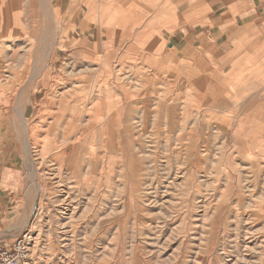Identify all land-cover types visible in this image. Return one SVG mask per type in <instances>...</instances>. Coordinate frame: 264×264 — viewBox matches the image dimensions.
<instances>
[{
    "label": "rangeland",
    "instance_id": "obj_1",
    "mask_svg": "<svg viewBox=\"0 0 264 264\" xmlns=\"http://www.w3.org/2000/svg\"><path fill=\"white\" fill-rule=\"evenodd\" d=\"M22 10L26 7H0V25L8 30L0 27V35H8L0 38V156L10 144L7 163L36 185L34 192L27 188L28 197L6 201L0 240L28 231L31 264H264V104L249 110L234 87L227 100L209 94L201 102L188 78L185 90L172 91L171 103H163L167 96L161 94L141 98L138 118L132 125L124 120L122 134L111 120L104 130L106 159L98 166L102 158L83 150L93 141L101 145L94 140L100 136L97 120L91 115L85 122L84 106L65 112V99L58 108L50 99L46 109L40 105L48 92L37 93L44 73L49 77L44 68L50 22L36 32L34 15ZM207 10L203 7L182 28L194 38L192 46L207 43L203 63L210 78L211 68L222 69L226 61H215L210 51L200 19ZM67 18L60 15L58 45ZM157 21L159 35L163 22ZM174 25L179 24H170L171 61L177 76L179 65L189 71L196 62L194 55L177 53L185 45L174 35ZM225 41H218L220 50L227 48ZM63 148L71 154L55 160Z\"/></svg>",
    "mask_w": 264,
    "mask_h": 264
},
{
    "label": "crops",
    "instance_id": "obj_2",
    "mask_svg": "<svg viewBox=\"0 0 264 264\" xmlns=\"http://www.w3.org/2000/svg\"><path fill=\"white\" fill-rule=\"evenodd\" d=\"M28 1L30 6L26 5ZM11 4L25 6L26 10L21 12L34 15L36 32L42 30L44 22H50L52 42L45 52L44 68L49 77L44 73L37 91L46 90L49 94L41 99V106L50 99L58 108L65 99V112L71 106L77 110L84 106L85 121L92 119V115L97 120L95 127L107 128L114 120L118 134H122L124 120L132 125L138 118L136 106L141 98L161 94L167 96L161 100L163 103H171L172 91L185 90L188 78L201 102L208 101L209 94L213 99L221 95L227 100L225 95H230L229 89L234 87L242 101L250 105L249 110L261 108L259 102L264 104V0H49L45 7L35 0H0V7ZM203 7L208 10L206 17L200 19L206 29L205 37L210 40V51L217 56L215 61H226L222 69L211 68L210 78L204 74L203 63L207 43L202 40L199 46H192L194 38L182 25L194 22L192 17ZM60 15H67L68 26L62 44L58 45ZM156 20L163 22L159 35L155 34ZM172 22L179 24L174 25L173 33L185 45L177 53L194 55L196 62L189 71L185 65H179L177 76L172 75ZM0 27L8 31L3 25ZM5 35L0 38L8 37ZM156 36L162 40L158 46L154 42ZM220 39H226V49L220 50ZM40 53L43 55V50L40 48L39 52L37 48L36 54ZM222 78L226 80L223 83L218 81ZM9 148L10 144H5L0 156V216L5 214L8 198L28 197V187L35 191L34 181L29 182L23 170L7 163ZM83 150L94 151L102 158L98 166L106 159L103 147L97 143H87ZM13 241L0 240V246L10 247Z\"/></svg>",
    "mask_w": 264,
    "mask_h": 264
},
{
    "label": "built area",
    "instance_id": "obj_3",
    "mask_svg": "<svg viewBox=\"0 0 264 264\" xmlns=\"http://www.w3.org/2000/svg\"><path fill=\"white\" fill-rule=\"evenodd\" d=\"M32 236L23 231L10 247L0 246V264H31Z\"/></svg>",
    "mask_w": 264,
    "mask_h": 264
},
{
    "label": "bare ground",
    "instance_id": "obj_4",
    "mask_svg": "<svg viewBox=\"0 0 264 264\" xmlns=\"http://www.w3.org/2000/svg\"><path fill=\"white\" fill-rule=\"evenodd\" d=\"M120 20H121V18H120ZM125 20V19H124ZM124 20H122L123 22H124ZM115 22V21H114ZM39 55V54H38ZM38 68V67H37ZM34 71V70H33ZM36 72V71H35ZM32 73V72H31ZM38 74V73H37ZM46 103V102H45ZM124 106V105H123ZM43 107H45L44 106V104H43ZM42 107V108H43ZM73 108H74V106H73ZM45 109H46V107H45ZM41 112H43V110L41 109ZM44 112H45V110H44ZM73 113V112H72ZM39 114V113H38ZM74 114H76V113H74ZM42 115V114H41ZM45 114H43V116H44ZM70 116V115H69ZM71 116H73V115H71ZM82 117H84V116H82ZM69 119V118H68ZM71 120V119H70ZM77 120V119H76ZM63 121H65V119L63 120ZM69 121V120H68ZM87 121V120H86ZM85 121V122H86ZM70 123H71V121H69ZM78 122V121H77ZM89 122V121H88ZM93 123V122H92ZM95 123V122H94ZM4 125V124H3ZM60 125H62V124H60ZM66 125V124H65ZM74 125V124H73ZM5 126V125H4ZM24 127V126H23ZM1 129V128H0ZM33 129V128H32ZM60 129H61V127H60ZM65 129H66V127H65ZM106 128H99V132H100V136L98 137V138H94V140L95 139H99L100 141V143H101V146L103 147V153L105 154V152H106V147L108 146V143L106 142L107 141V139H106V133H105V130ZM118 129V128H117ZM67 130V129H66ZM69 130V129H68ZM73 130V129H72ZM76 130V129H75ZM24 131V130H23ZM43 131V130H42ZM94 131H95V129H94ZM37 132H39V131H37ZM75 132V131H74ZM35 133V132H34ZM61 133V132H60ZM68 133H70V131H68ZM44 134V133H43ZM59 134V133H58ZM64 134V133H63ZM62 134V135H63ZM72 135V134H71ZM94 135H96V134H94ZM34 136V135H33ZM64 136V135H63ZM36 137V136H35ZM34 137V138H35ZM50 137V136H49ZM49 137H47V138H49ZM61 137V136H60ZM70 137V136H69ZM26 138V137H25ZM38 138V137H37ZM36 138V139H37ZM62 138V137H61ZM79 138V137H78ZM42 139H43V137H42ZM65 139V138H64ZM242 139V138H241ZM2 140V139H1ZM0 140V141H1ZM26 140V139H25ZM58 140H59V136H58ZM66 140V139H65ZM74 140H75V138H74ZM34 141H35V139H34ZM43 141V140H42ZM76 141H77V137H76ZM37 142V141H36ZM46 142H48V140H46ZM50 142V141H49ZM52 142H54V141H52ZM78 142H79V140H78ZM94 142V141H93ZM93 142H91V143H93ZM38 143V142H37ZM40 143H41V141H40ZM43 143H44V141H43ZM90 143V144H91ZM42 144V143H41ZM47 144V143H46ZM53 144V143H52ZM56 144H57V142H56ZM59 144V143H58ZM57 144V145H58ZM35 145V144H34ZM55 147L54 148H56V145H54ZM83 146V145H82ZM24 149V148H23ZM42 149V152H44L45 151V149L46 148H41ZM66 149V148H65ZM64 148L62 149L63 151H61V149H60V151H56V156H55V160H59V158L61 157H63V156H65V157H67V156H69L70 154H71V151H69L68 149H66L65 150ZM115 149H116V147H115ZM33 153V152H32ZM48 153H49V150H48ZM54 153V152H53ZM79 153V152H78ZM97 155V154H96ZM51 157V156H50ZM43 159V158H42ZM63 160V159H62ZM58 163V162H57ZM82 164V163H81ZM61 167V166H60ZM83 167V166H82ZM65 168V167H64ZM62 169V168H61ZM80 169H81V167H80ZM61 171V170H60ZM34 185H36V184H34ZM38 186V185H37ZM28 232V231H27Z\"/></svg>",
    "mask_w": 264,
    "mask_h": 264
}]
</instances>
